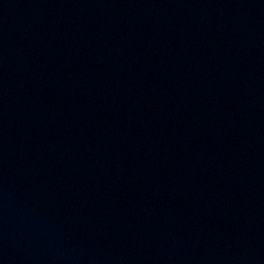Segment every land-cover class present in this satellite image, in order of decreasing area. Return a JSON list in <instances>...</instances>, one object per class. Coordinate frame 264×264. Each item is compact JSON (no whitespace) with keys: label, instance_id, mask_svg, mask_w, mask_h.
<instances>
[{"label":"water","instance_id":"1","mask_svg":"<svg viewBox=\"0 0 264 264\" xmlns=\"http://www.w3.org/2000/svg\"><path fill=\"white\" fill-rule=\"evenodd\" d=\"M0 264H264V0H0Z\"/></svg>","mask_w":264,"mask_h":264}]
</instances>
